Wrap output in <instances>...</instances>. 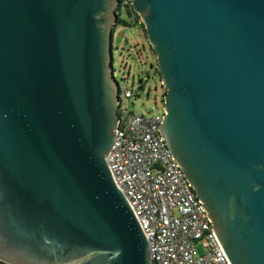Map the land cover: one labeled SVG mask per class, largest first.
<instances>
[{
	"label": "water",
	"instance_id": "water-1",
	"mask_svg": "<svg viewBox=\"0 0 264 264\" xmlns=\"http://www.w3.org/2000/svg\"><path fill=\"white\" fill-rule=\"evenodd\" d=\"M160 132L230 264H264V0H131ZM121 0H0V261L151 264L108 154Z\"/></svg>",
	"mask_w": 264,
	"mask_h": 264
},
{
	"label": "built area",
	"instance_id": "built-area-1",
	"mask_svg": "<svg viewBox=\"0 0 264 264\" xmlns=\"http://www.w3.org/2000/svg\"><path fill=\"white\" fill-rule=\"evenodd\" d=\"M128 0H124L127 3ZM119 122L108 164L148 239L151 264H230L207 211L160 132L163 113L136 114L119 81Z\"/></svg>",
	"mask_w": 264,
	"mask_h": 264
},
{
	"label": "rangeland",
	"instance_id": "rangeland-1",
	"mask_svg": "<svg viewBox=\"0 0 264 264\" xmlns=\"http://www.w3.org/2000/svg\"><path fill=\"white\" fill-rule=\"evenodd\" d=\"M121 18L130 22L126 7H122ZM114 74L118 81L134 91V96L123 102L131 111L152 116L164 111V93L160 77L155 71L156 57L145 36L137 25L120 26L115 31L113 48ZM153 65V68H151ZM144 78L142 88L139 79Z\"/></svg>",
	"mask_w": 264,
	"mask_h": 264
},
{
	"label": "trees",
	"instance_id": "trees-1",
	"mask_svg": "<svg viewBox=\"0 0 264 264\" xmlns=\"http://www.w3.org/2000/svg\"><path fill=\"white\" fill-rule=\"evenodd\" d=\"M121 5L122 7L125 6L126 9L128 10L131 21L127 22L126 20L122 19L121 14H119L116 28L120 26H125V25H137L143 31V33H145V36H146L144 24L142 22L140 15L134 11L133 6H132V1L128 0L127 3H124V0H121ZM113 33L115 34V29L113 30ZM154 68L155 70H157L156 66Z\"/></svg>",
	"mask_w": 264,
	"mask_h": 264
},
{
	"label": "flooded vegetation",
	"instance_id": "flooded-vegetation-1",
	"mask_svg": "<svg viewBox=\"0 0 264 264\" xmlns=\"http://www.w3.org/2000/svg\"><path fill=\"white\" fill-rule=\"evenodd\" d=\"M119 11H120V13L119 14H121V10H122V5L120 4V6L117 8ZM113 30L115 29V31H116V29L118 28H116V26H117V23L116 24H113ZM114 37H115V34H114ZM114 42V41H113ZM152 49V48H151ZM152 51H153V53H154V55H155V57H156V54H155V52H154V50L152 49ZM155 66H156V68H157V62H156V64H155ZM151 68H153V65H151ZM156 71V73H157V75L160 77V79H161V76H160V73H159V70H158V68H157V70H155ZM144 81H145V79L144 78H141V79H139V83H140V86L143 88L144 86ZM162 81V80H161ZM164 87V86H163ZM165 89V88H164ZM166 90V89H165ZM0 264H7V263H5V262H3V261H0Z\"/></svg>",
	"mask_w": 264,
	"mask_h": 264
}]
</instances>
